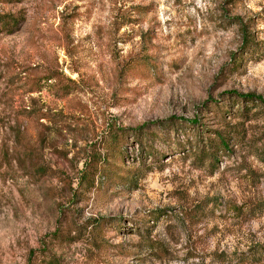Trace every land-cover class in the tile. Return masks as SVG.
<instances>
[{
	"label": "rangeland",
	"instance_id": "374dc122",
	"mask_svg": "<svg viewBox=\"0 0 264 264\" xmlns=\"http://www.w3.org/2000/svg\"><path fill=\"white\" fill-rule=\"evenodd\" d=\"M0 14V264H264V0Z\"/></svg>",
	"mask_w": 264,
	"mask_h": 264
},
{
	"label": "trees",
	"instance_id": "16d2710c",
	"mask_svg": "<svg viewBox=\"0 0 264 264\" xmlns=\"http://www.w3.org/2000/svg\"><path fill=\"white\" fill-rule=\"evenodd\" d=\"M1 3L4 4H11V3H17L20 2V0H0ZM22 18L17 17L15 15H10V14H0V33L4 34H10L14 32L19 25L21 24ZM241 27V26H240ZM241 46L243 49H249L250 47L252 48L254 46L253 39H251L246 33V30L241 27ZM240 98H245L247 101H256L259 102L263 107H264V98L261 97H256L252 94H236ZM143 147L140 145V151L142 152Z\"/></svg>",
	"mask_w": 264,
	"mask_h": 264
}]
</instances>
